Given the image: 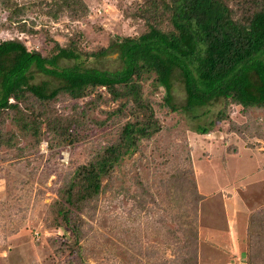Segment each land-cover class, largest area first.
<instances>
[{
  "label": "rangeland",
  "instance_id": "rangeland-1",
  "mask_svg": "<svg viewBox=\"0 0 264 264\" xmlns=\"http://www.w3.org/2000/svg\"><path fill=\"white\" fill-rule=\"evenodd\" d=\"M14 1L17 8L0 0V41L19 39L28 50L44 55L56 43L73 44L83 66L113 72L125 66L117 46L98 59L88 54L117 37L137 35L144 19L133 11L136 4L142 8L147 2L77 0L81 4L54 15V0ZM222 1L237 8L235 17L244 18L251 0ZM19 6L25 8L17 15ZM72 63L61 61L62 66ZM30 70L35 72L32 82H45L49 90L61 82L34 66ZM151 81L143 82V98L150 103L147 114H154L158 131L142 137L136 151L102 179L97 196L80 210L72 209L71 232L56 226L53 208L62 202L71 170L113 142L128 118L138 114L129 117L130 109L120 108L103 87L92 101L94 94L73 100L59 93L31 107L21 115L28 125L24 130L5 118L0 139V264L261 263L254 252L264 239V89L257 87L255 72L246 88V102L252 106L219 100L207 113L206 107L193 113L181 109L185 92L179 80L171 88L178 110L171 111L164 89ZM31 102L33 98L26 105ZM81 108L86 109L87 135L73 145L51 147L55 140L48 125L58 115L69 116L70 123ZM219 110L225 117L217 115ZM9 137L10 144L5 141Z\"/></svg>",
  "mask_w": 264,
  "mask_h": 264
},
{
  "label": "trees",
  "instance_id": "trees-1",
  "mask_svg": "<svg viewBox=\"0 0 264 264\" xmlns=\"http://www.w3.org/2000/svg\"><path fill=\"white\" fill-rule=\"evenodd\" d=\"M2 1L7 7H18L14 0ZM77 3L81 4L77 0H54L52 12L55 15ZM142 5L141 8L136 4L133 11L144 19L137 35L120 42L117 37L108 46L88 54L98 59L108 48L117 46L125 66L114 72L83 66L80 52L73 44L63 47L56 43L50 54L44 55L28 50L19 39L0 41V139L5 118L24 130L28 125L21 115L59 93L73 100L94 94L89 100L92 101L98 89L104 87L111 100L120 102V108L130 109L129 117L133 112L138 114L134 115V120L128 118L113 142L100 147L88 162L71 170L62 188V202L53 207L56 226L70 232L72 209L80 210L85 202L97 196L102 189V179L110 175L124 157L136 151L142 137L158 131V127H154V114H147L150 103L143 98L142 86L146 79H152L156 88L164 89V102L171 111L178 110L177 104L172 102L171 88L179 80L185 92L181 109L189 113L202 107L207 108L204 111L207 113L219 100L226 105L252 106L253 103L246 102L249 98L246 88L253 71L259 79L257 87L264 89V0H251L244 18L235 17L237 8L222 0H147ZM19 7L17 15L25 8ZM151 13L153 18L148 16ZM62 60L73 63L62 66ZM32 66L43 75L59 79L60 84L50 90L45 82L34 84ZM29 98L34 102L26 105ZM260 104L264 106V95L260 97ZM223 111L219 110L217 115L225 117ZM71 117L73 122L68 123L69 116L58 115L48 125V132L55 140L51 147L73 145L87 135L86 109L81 108ZM197 127L201 133L208 132ZM5 141L10 144L12 140L9 137ZM259 241L254 253L261 260L260 264H264V239Z\"/></svg>",
  "mask_w": 264,
  "mask_h": 264
}]
</instances>
